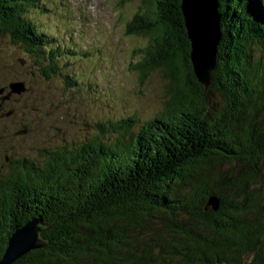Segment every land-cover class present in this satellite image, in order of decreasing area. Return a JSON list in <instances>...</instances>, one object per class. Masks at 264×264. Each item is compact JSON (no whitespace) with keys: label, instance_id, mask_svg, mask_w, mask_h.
<instances>
[{"label":"trees","instance_id":"obj_1","mask_svg":"<svg viewBox=\"0 0 264 264\" xmlns=\"http://www.w3.org/2000/svg\"><path fill=\"white\" fill-rule=\"evenodd\" d=\"M142 1L126 27L144 38L133 65L140 81L163 71L165 108L143 122L103 118L76 147L0 169V258L36 218L45 245L12 264H264V0H219L208 88L193 72L181 0ZM43 11L40 0H0V36L49 76L84 52L43 30Z\"/></svg>","mask_w":264,"mask_h":264},{"label":"rangeland","instance_id":"obj_2","mask_svg":"<svg viewBox=\"0 0 264 264\" xmlns=\"http://www.w3.org/2000/svg\"><path fill=\"white\" fill-rule=\"evenodd\" d=\"M40 3L45 9L39 21L47 27L43 30L56 33L59 43L74 41L84 53L68 66L70 70L66 63L46 76L41 69L45 64H36L18 43L0 36V87L5 90L8 83L20 80L26 87L12 95L15 100L8 101L6 107H11L12 115L0 118L3 171L10 160L41 161L57 146L80 145L96 135L93 123L103 118L135 112L143 122L162 111L169 97L161 69L150 71L140 81L139 70L133 65L138 57L133 50L144 38L129 34L126 27L146 7L142 0ZM65 74L72 77L68 86ZM73 79L77 82L71 87Z\"/></svg>","mask_w":264,"mask_h":264},{"label":"water","instance_id":"obj_3","mask_svg":"<svg viewBox=\"0 0 264 264\" xmlns=\"http://www.w3.org/2000/svg\"><path fill=\"white\" fill-rule=\"evenodd\" d=\"M180 8L190 43L189 55L193 72L198 82L208 88L222 36L219 0H181ZM25 89L24 81L8 83L5 90L0 87V101L8 100L14 93L20 94ZM11 112L9 110L5 114L9 115ZM21 132H25V129ZM209 204L216 209L218 200L211 198ZM40 231V220L36 218L29 219L18 227L8 238L0 264H12L29 251L42 248L45 241L39 236Z\"/></svg>","mask_w":264,"mask_h":264},{"label":"flooded vegetation","instance_id":"obj_4","mask_svg":"<svg viewBox=\"0 0 264 264\" xmlns=\"http://www.w3.org/2000/svg\"><path fill=\"white\" fill-rule=\"evenodd\" d=\"M5 89H6V88H5ZM10 99H11V100H12V99L15 100L14 97H10L8 100L0 101V118H1V119L6 118L5 116H8V117H9V115H10V116L12 115V113H10L9 115H6V114H5L7 111H9V108H11V107H9V108L6 107V106L8 105V104H7L8 101H9ZM12 108H13V107H12ZM6 110H7V111H6Z\"/></svg>","mask_w":264,"mask_h":264}]
</instances>
